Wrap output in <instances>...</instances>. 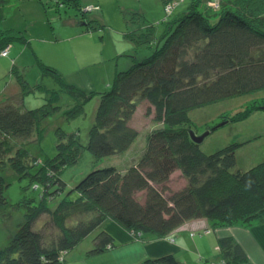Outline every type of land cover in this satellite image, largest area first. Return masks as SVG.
I'll list each match as a JSON object with an SVG mask.
<instances>
[{
	"label": "trees",
	"instance_id": "16d2710c",
	"mask_svg": "<svg viewBox=\"0 0 264 264\" xmlns=\"http://www.w3.org/2000/svg\"><path fill=\"white\" fill-rule=\"evenodd\" d=\"M52 1L57 10L83 11L81 0ZM161 1L169 13L158 22L160 29L142 21L126 33L134 46L148 48L141 51L145 56L133 57L107 87L86 92L67 83L55 67L39 63L40 75L51 76L57 85L36 84L45 92L42 104L25 107L26 90L0 101V220H10L16 210L22 214L0 248V264H63L67 253L86 240L89 251L100 254L116 246L103 228L108 220L143 241L195 218L244 226L264 222V161L242 170L237 142L205 152L196 140L200 135L190 128L197 108L264 89V0H217L216 8L205 7L215 0ZM7 2L0 0V21ZM180 4L183 9L171 13ZM11 38L19 37L0 28V56L10 53ZM21 75L17 80L28 86ZM63 92L73 102L64 111L68 119L98 97L87 141L77 129L57 127L53 154L41 157V141L38 147L30 141L36 132L43 135L42 126L61 109ZM142 103L146 115L161 126L146 132L142 152L125 169L100 164L135 140L132 117ZM84 150L91 154V168L69 182L63 173ZM8 169L27 181L14 202L5 194ZM175 172L184 179L181 187L170 184ZM218 241L225 262L252 264L232 237ZM206 259L203 264H213ZM135 264L188 263L166 253Z\"/></svg>",
	"mask_w": 264,
	"mask_h": 264
},
{
	"label": "rangeland",
	"instance_id": "374dc122",
	"mask_svg": "<svg viewBox=\"0 0 264 264\" xmlns=\"http://www.w3.org/2000/svg\"><path fill=\"white\" fill-rule=\"evenodd\" d=\"M81 5L83 13L72 8L64 11L63 6L57 10L52 0H8L3 8L0 28L7 29L9 34L19 38H11L9 55L0 56V94L7 90V86L9 89V85L21 73L29 84L25 87L17 80V92L26 90L23 93V105L35 107L42 104L45 95L42 87L57 85L51 76L40 75L39 63L55 67L67 83L86 92L99 91L112 82L117 71L128 68L133 57L139 59L145 56H140L141 51L148 48L134 46L126 33L142 21L154 23L160 29L158 22L169 13L161 0H81ZM183 6L180 4L171 13L181 11ZM207 6L216 8L218 4L207 2ZM84 8L88 10L84 11ZM73 69L79 71L71 72ZM63 75L71 77V80H66ZM36 84L43 86L37 87ZM97 98V95L93 96L80 115L68 119L64 111L72 107L73 102L68 94L60 93L58 102L61 109L42 126L45 127L43 135L36 132L30 141L34 147H38L41 141V157L53 154L57 127L65 131L77 129L80 139L87 141ZM5 99L2 98L3 101ZM146 108L145 103L140 104L132 117V125L138 130V135L131 145L119 154L101 158L100 164L111 163L125 169L137 159L143 150L146 132L161 126L152 121L151 115H146ZM191 115V131L195 135L206 134L200 142L203 151L212 152L235 141L238 143L235 151L238 168L246 170L264 161V89L209 103L192 111ZM91 165V154L84 150L77 164L65 170L63 175L73 182L80 173L87 172ZM4 177L9 183L5 194L14 202L21 196L22 185L27 181L25 178L19 179L10 169ZM183 183L179 172L170 178V184L174 187H181ZM11 217L10 220H0V248L8 243L22 214L16 210ZM202 222L208 229H229L233 230L232 233L236 227L248 229L262 223L227 225L207 218H202ZM89 246L87 240L80 243L66 255L63 264H102L103 256L89 251ZM200 248L209 250L210 243L205 241Z\"/></svg>",
	"mask_w": 264,
	"mask_h": 264
},
{
	"label": "crops",
	"instance_id": "0c3cea01",
	"mask_svg": "<svg viewBox=\"0 0 264 264\" xmlns=\"http://www.w3.org/2000/svg\"><path fill=\"white\" fill-rule=\"evenodd\" d=\"M74 71L79 70L73 69L71 72ZM70 78H66V80L70 81ZM9 87L8 89L7 86V90L0 94V101H3V97L7 98V95L14 94L15 91V94L19 93L17 92V80ZM200 220L202 218L186 220L169 234L162 237L148 236L145 241L137 239L115 221L108 220L103 228L113 236L116 246L100 253V256H103L102 264H135L146 257H155L166 253H172L188 264H203V261L207 260L206 258L213 264H235L225 262L218 248V240L226 236L232 237L235 242L239 243L252 264H264V222L248 229L236 227L233 233V230L224 229L223 231L220 228L221 230H211L209 234H201L199 232L205 231L208 226L203 222L200 223ZM205 241L210 243L209 250L200 248V245L202 247Z\"/></svg>",
	"mask_w": 264,
	"mask_h": 264
},
{
	"label": "water",
	"instance_id": "95a60500",
	"mask_svg": "<svg viewBox=\"0 0 264 264\" xmlns=\"http://www.w3.org/2000/svg\"><path fill=\"white\" fill-rule=\"evenodd\" d=\"M205 135H206V134L204 133V134L198 136V137L196 138V140H197L198 142H202V140H203V138H204Z\"/></svg>",
	"mask_w": 264,
	"mask_h": 264
},
{
	"label": "built area",
	"instance_id": "2783aa9c",
	"mask_svg": "<svg viewBox=\"0 0 264 264\" xmlns=\"http://www.w3.org/2000/svg\"><path fill=\"white\" fill-rule=\"evenodd\" d=\"M214 2H215L216 4H218V1H217V0H215ZM3 54H4V53H3Z\"/></svg>",
	"mask_w": 264,
	"mask_h": 264
}]
</instances>
